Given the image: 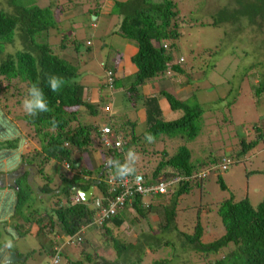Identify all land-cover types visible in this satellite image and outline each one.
Wrapping results in <instances>:
<instances>
[{
  "label": "trees",
  "instance_id": "trees-1",
  "mask_svg": "<svg viewBox=\"0 0 264 264\" xmlns=\"http://www.w3.org/2000/svg\"><path fill=\"white\" fill-rule=\"evenodd\" d=\"M40 1L53 6H42ZM64 6L65 4L59 5L57 0H0V123H16L21 120L20 115L22 116L26 123V137L35 145L32 154L26 156L25 162L27 166L35 163L40 177L43 178L41 186L34 188L29 183V172H26L15 180L12 188L3 189V192L7 191V197L0 204V215L7 217L9 222H14L11 227L20 239L26 240L29 237L27 239L30 240L35 234L34 237L47 241V248L38 252L43 254V264H143L147 251L152 252L162 247L173 250L177 248L173 241L164 242L163 240L168 239L157 237L158 234L166 233H174L178 237L180 251H176V256L170 261L160 259L152 264H188L186 259L184 262L182 259L183 255L190 253L203 255L204 258L220 253L218 259L211 264H264V199L256 207L247 198L238 202L227 200L221 203L217 214L224 234L212 242L207 243L205 240L199 221L194 225L192 233L177 229L178 200L188 195L192 187L200 186L206 177L195 176L197 166L204 168L206 164L194 165L191 162V152L186 147L178 148L173 156H169L166 151L161 152L160 160L149 176L143 173L147 171L146 165L128 160L129 167L135 168L133 175L146 177V181H151L153 186L161 181H171L169 194L138 193L121 209H117L114 215L107 218L101 216L103 208H108L110 203L124 194L121 184L109 185L105 180L109 172L113 175L116 173L114 166H105L109 160L124 164L130 150L134 151L135 147L143 143L152 145L160 136L171 139L179 136L186 142H192L199 133L200 127L196 123L204 112L201 102L194 100V95L189 98L194 103L190 106L188 100L177 99L170 89H157L159 94L148 95L139 91L154 81L161 82L164 77L186 74V70L179 64L183 59L176 52L177 46L184 45L187 39V33L185 36L183 31L189 29L190 32L191 29L213 26L219 27V35L223 37H239L240 32L246 28L253 31L252 35L254 30L258 34L264 29V0H220L216 7L213 4L199 14H191L188 21H184L186 26L183 28L180 26L181 16L175 0H127L114 5L111 13L119 17L118 34L123 40L137 47L136 54L130 58V64L135 69L133 81L125 89L129 105L135 107L138 103L145 111L139 123V129L142 130L137 133L136 121L126 119L124 122L121 119L117 122L114 120L115 112L110 114L102 111L106 106H111V93L122 87V83L118 86L115 70L107 67L105 60L99 67L103 71L101 86L94 92L78 82L82 78L78 62L70 63L53 53V45L48 42L50 32L55 27L53 13L57 14ZM97 15L95 7L91 14L92 19ZM241 21L245 22L244 27L236 24ZM224 29L231 30L222 34ZM247 38L253 41L249 43L255 48L251 51L252 55L257 56L264 51V36ZM16 41L21 42L22 48L14 54H8L6 46L14 45ZM85 45L87 51L84 54L94 50L91 41H87ZM73 51L75 55L80 53L76 43L75 46L73 44ZM190 51L193 52L192 49ZM204 52H211V49L202 51ZM233 56L229 59L233 60ZM260 68H263L262 63L253 64L243 74L251 70L260 72ZM49 76L63 79L64 83L58 91L51 90ZM178 82L181 85L194 86L188 80H178L176 84ZM260 83V87L254 91L257 101H260L264 92L263 79ZM33 85L42 89L49 108L36 116L29 115L23 108V100ZM196 89L202 90L199 86ZM84 93L88 95L85 99ZM158 95L166 100L169 115L176 112H182L183 115L174 120L162 118ZM8 105L16 107L14 117L10 115ZM81 109L87 112L86 116L100 119V122L104 117L108 119L110 124L107 125L114 134V140L109 145L102 142L100 122H80ZM127 129L130 132L127 133ZM254 132L255 140L247 143L245 139H241L238 143V157L245 159L249 151L264 141V127L255 125ZM147 134L154 137L152 142L146 140ZM119 136L122 145L116 148L114 145ZM17 143V140L0 142V151L15 150ZM89 152L102 156L99 158L97 170L93 167L92 170L83 160V156ZM134 152L137 154V151ZM143 154H146L145 151ZM229 161L228 166L232 165L231 160ZM104 167L105 170L100 176ZM44 170L47 172L45 177ZM97 180L99 184L94 185ZM218 183L221 190L226 189L221 179ZM92 186L89 201H82L76 191L87 192ZM77 197L79 201L75 202ZM40 204L42 209L39 208ZM146 220L148 232L142 231L134 240L131 237H128L130 240L119 238L124 225L138 226ZM32 229L35 231L33 234ZM84 235L89 238L85 239ZM59 237L65 240L60 248L57 247ZM96 240L106 243L105 245L110 244L114 253L112 262L103 258L96 245L92 251L83 249L82 245L85 246L88 241L92 244ZM80 245L81 256L69 259L62 252L66 246L80 248ZM10 251L12 249L8 247V252ZM29 254L31 253L28 252Z\"/></svg>",
  "mask_w": 264,
  "mask_h": 264
},
{
  "label": "rangeland",
  "instance_id": "rangeland-1",
  "mask_svg": "<svg viewBox=\"0 0 264 264\" xmlns=\"http://www.w3.org/2000/svg\"><path fill=\"white\" fill-rule=\"evenodd\" d=\"M89 0H63L60 4L65 3L64 8L70 9L72 15L69 18H64V9H59L53 13V22L55 27L50 32L49 44L53 45V53L60 55L64 60L73 63V61L78 62L82 78L78 79V82L84 85L90 91H97L99 86H101L103 71L99 68L97 64L100 59H96L92 56L91 52L84 54L87 51L86 42L94 39V33L97 32L96 29L90 27L91 17L88 15L86 10L88 9ZM97 0H91L92 4H95ZM180 11V26L183 28L186 26L188 17L191 14H197L203 12L207 6H212L220 0H175ZM59 4V5H60ZM42 6H53L51 3L40 1ZM56 10V9H55ZM98 26L100 29L109 23L110 21L117 22L118 17L114 16L109 22L106 21L104 16L98 17ZM237 25L244 27L245 22L241 21L236 23ZM229 28V27H228ZM197 29V28H195ZM195 29H185L183 31L187 39L184 41V45H178L176 52L177 55L183 59V62H179L180 65L186 70L185 75H177L175 77L167 78L164 77L163 81L167 85L169 82L176 83L178 80L182 82L188 80L194 87L199 86L202 89L200 94V99L196 94L188 95L184 89L176 91L179 100H188L189 105H194L193 100H189L191 96H195V101H200L202 110L204 112L197 120V125L200 127L197 137L192 142H186L183 138L179 136L174 139L168 138L166 136H160L155 140L152 145L144 143L135 147L134 151H137V158H135L136 164L146 165L147 171L143 172L148 174V176L153 172L157 163L160 160V153L166 151L169 156H173L178 148L186 147L191 152V162L196 165L198 163H205V167L202 168L197 166V173L195 176L205 177L200 186L192 187L190 193L178 200L176 214H178L177 219V229L181 232L192 233V229L197 221L200 222L203 227L205 240L212 242L224 234V228L222 226L221 220L217 214L219 206L221 203L227 200H232L233 202H238L243 199H248L253 207H256L264 199V141L257 144V146L249 151L245 159L244 157H238L236 151L239 150L238 143L241 139H245L247 143L252 142L256 138V133L254 132V126L264 127V92L261 95L260 101L255 98L254 91H256L263 79L264 85V51L260 52L259 55H252V50L254 46L249 44L253 41L249 38H262L264 36V29L258 34L252 32L250 29H244L240 32V36L234 35L233 37H228L225 35H219V27L206 26L203 28ZM102 30V29H101ZM231 30V29H230ZM222 30V34L229 33V31ZM78 45L79 52L75 55L73 51V44ZM235 47V50L234 47ZM8 54H14L22 48L20 41H16L14 45L6 46ZM95 46L93 47V49ZM193 50L190 51V50ZM211 52H204L205 50H210ZM65 50V51H63ZM201 51V52H199ZM234 51V52H232ZM216 52V53H215ZM243 52L245 53L243 55ZM5 55V54H4ZM181 55V56H180ZM233 56V60L229 59ZM0 54V58H1ZM236 60L234 61V59ZM104 60V59H103ZM101 60V61H103ZM177 61L179 59H176ZM232 64L230 68V64ZM262 63L263 68H260V72L251 70L245 75L244 70L253 64ZM258 66V65H257ZM263 75V77H261ZM179 76V77H178ZM178 77V78H176ZM133 79H127L126 85L129 86ZM179 84H175L177 86ZM204 87H207L205 89ZM264 90V87H262ZM165 91L167 90L164 89ZM200 90V89H199ZM85 98L88 97L87 93ZM117 96V110L115 111L114 120L119 122L121 119L125 122L126 119L130 121H138L142 110L139 107H132L128 103V96L125 95V88L117 89L113 93ZM173 94V93H172ZM121 96V98L119 97ZM193 98V97H192ZM202 98V100H201ZM203 101V102H202ZM206 102V104L204 103ZM120 108V111L118 107ZM10 115L14 117L16 115L15 106H7ZM166 111L168 112V105L166 103ZM103 108V107H102ZM103 112L109 113L110 110ZM133 111V112H132ZM102 112V113H103ZM21 113V112H20ZM169 113V112H168ZM104 114V113H103ZM87 112L84 109L79 111L80 122L85 123H99L100 119H95L86 116ZM182 112H176L170 114L168 120H174L180 117ZM88 117V118H87ZM21 120H17L16 123H20V126L24 127L25 132L26 123L20 115ZM140 122H137L136 133L139 129ZM100 128H109L110 124L107 118H102L100 122ZM109 126V127H108ZM23 129V128H22ZM110 129V128H109ZM130 129V128H129ZM127 129V132H129ZM164 142H161L163 141ZM159 142V143H156ZM164 149V150H163ZM145 151V155L143 154ZM136 153V152H135ZM85 163L92 169L97 170V161H99L100 155L94 152H89L83 156ZM229 159L232 165L227 167L226 171L221 170V164L223 159ZM212 161V163H211ZM215 161V163H213ZM108 166L109 163H107ZM92 169V170H93ZM47 174L44 170L43 175ZM40 178V179H39ZM37 177V183H41V177ZM110 175L106 176L105 180H108ZM224 183L226 189L221 190L218 180ZM144 186H153L151 181H144ZM96 193V190L94 191ZM52 200V198H50ZM145 200H147L145 198ZM53 201L51 202V204ZM42 205L40 204V207ZM148 221H143L141 225L130 226L124 225L121 229L119 238L122 240H130L128 237L136 239L142 231L148 232ZM129 226V227H128ZM94 234V233H93ZM92 234V236H93ZM155 235V234H154ZM86 235H84L85 237ZM91 237V236H90ZM157 237H163L164 242H174L177 246L175 250L170 247L160 248L155 251H147L144 254L143 264H152L153 261L166 259L171 260L176 256V251H180L178 237L174 233H166L164 235L158 234ZM89 237H85L88 239ZM65 240L61 237L57 240V247L60 248L64 245ZM106 244V243H105ZM99 240L88 243L83 246V249L87 251H92L93 247L96 245V249L101 250V255L106 261L112 262L114 260V253L111 251L110 244L105 245ZM20 245H24L25 252H29L34 246L37 247L36 240L33 238L26 239ZM74 248L71 246H66L62 249L63 254H67L69 259L79 256L82 249ZM85 247V248H84ZM95 248V247H94ZM77 252V253H76ZM38 253V252H36ZM42 255L36 254L34 256V261L36 263H42ZM81 256V255H80ZM219 254L208 255L204 258L203 255L188 254L183 255L182 262L187 260L188 264H211V262L218 259ZM32 260V261H33ZM203 261V262H202ZM176 263V262H174Z\"/></svg>",
  "mask_w": 264,
  "mask_h": 264
},
{
  "label": "crops",
  "instance_id": "crops-1",
  "mask_svg": "<svg viewBox=\"0 0 264 264\" xmlns=\"http://www.w3.org/2000/svg\"><path fill=\"white\" fill-rule=\"evenodd\" d=\"M63 0H57L58 4ZM75 1V0H73ZM127 0H97L95 4H92L91 0L88 1V9L86 12H88V15L91 17V24L90 27L92 29H96L97 32L94 33V39L93 35L91 36V46H95L94 50L89 51L92 53V56H94L96 59H100V62L97 64L100 67L101 60H105L107 63V67H110L111 69L115 70V75L117 77V80H119L118 86L120 83H122L121 88L127 89L129 86L126 85L127 79L131 80L133 79V74L135 73L134 67L130 64V58L136 54L137 52V47L129 42L123 40L120 35L118 34V24L119 20L117 22L110 21L111 18H114V16L118 17L117 15H113L111 13L114 5L117 2H126ZM65 4V3H62ZM97 5V6H96ZM96 7L98 11V15L96 18L92 19L91 14L93 13L94 8ZM65 12H64V18H69L72 13L71 10L68 8L62 7ZM99 16H104L106 21L109 23H106L103 28L100 29V25L98 26V17ZM119 19V17H118ZM87 43V42H86ZM88 54V53H86ZM170 85H167L164 83L162 80L161 82L158 83V81H154L145 87L140 88V92L143 94H159V91H165L164 89L167 90L170 89L173 91L172 93L177 97L176 91L180 89H184L188 95H191V93L196 94L198 98L200 99V94L203 92L202 90L193 89L192 86L189 84H183L181 85L179 82V85L174 86L176 83L169 82ZM152 84V85H151ZM130 85V84H129ZM154 85V86H153ZM118 89V88H117ZM117 89L114 91L116 92ZM158 89V90H157ZM166 90V91H167ZM114 91L111 93L112 98V104L111 106H106L108 110H110V114H114V112L117 110V96L114 95ZM159 96V95H158ZM121 98V96H119ZM202 100V98H201ZM166 100L164 97L159 96V107L161 109V117L165 118L170 116L169 113L166 111ZM141 105V104H140ZM136 107H139L140 110H142L141 117L144 115V109L139 106V104H135ZM105 108V109H106ZM120 106L118 107L120 111ZM107 110V111H108ZM121 112V111H120ZM139 119H140V114ZM134 116V121L140 122L141 120L138 119L135 120ZM134 123V122H132ZM23 128V129H22ZM20 126L18 123H9L6 122L3 124L0 123V142L4 143V141H18L17 146L15 150H1L0 151V204L3 203L4 199L7 197V191H2L8 190L13 187V183L15 180L24 173L29 172V183L34 187L37 188L39 185L41 186V183H37V177L39 178L40 175L37 171V168L35 167V163L32 164L31 166H27V163L25 162L26 156L32 154L34 151L35 145H33L28 138L26 137V132L24 130V127ZM130 132V131H129ZM128 133V132H127ZM123 135V134H122ZM121 137V136H120ZM129 139V138H126ZM98 162V161H97ZM37 165V164H36ZM97 165H99L97 163ZM98 167V166H97ZM40 179V178H39ZM7 222V223H6ZM11 225L14 226V222H9V219L5 217L4 215H0V264H43V263H36L33 259L34 256L37 254L36 252H39L40 250H45L47 248L46 244L47 241H41V239L34 237L35 231L32 229V236L30 238H33V240H36L37 247L34 246L33 249H31L28 252H25L24 250V245H20L23 243L24 239H20V236L18 233L12 229ZM27 229V226L25 227ZM29 237H26L27 239ZM41 242V243H40ZM46 246V247H44ZM8 247L12 249V252H8ZM35 253V254H33ZM39 254V253H38ZM11 255H14V260L13 262L9 263L8 259ZM39 255H42L41 253ZM33 260V261H32Z\"/></svg>",
  "mask_w": 264,
  "mask_h": 264
},
{
  "label": "clouds",
  "instance_id": "clouds-1",
  "mask_svg": "<svg viewBox=\"0 0 264 264\" xmlns=\"http://www.w3.org/2000/svg\"><path fill=\"white\" fill-rule=\"evenodd\" d=\"M63 83H64V81L60 77H57V76H49L48 77V84H49V86L53 92L58 91ZM23 108L26 111V113H28L29 115H32V116H36L40 112H46L49 110L47 101L44 98V94H43V91L41 88H39L36 85H33L28 90V95L23 100ZM113 136H114V134H113ZM113 136L107 137V139L109 140V144L111 143V140H114ZM145 138L149 142H152L154 140V137L151 134H147ZM118 139L120 140L121 137L119 136ZM102 142L104 145H106L103 138H102ZM121 145H122V143H121ZM116 148H119V147H116ZM100 157H102V156H100ZM137 157H138L137 154L134 151L130 150L126 156V161L124 164H120L118 161L109 160V162H108L109 165L114 166L116 169V173H115L116 176L111 174L110 172L107 175H110V177H116V178H120V179H124L127 176L132 178L135 175V174L133 175V173L135 172V168L129 167L128 160H134V162H135V158H137ZM103 159L106 161L105 157H103ZM223 160H226V158ZM223 160H222V164H223ZM222 164H221V166H222ZM105 166L107 167L108 165L106 164ZM103 169L105 170V167ZM142 177L146 180V177H144V176H142Z\"/></svg>",
  "mask_w": 264,
  "mask_h": 264
},
{
  "label": "built area",
  "instance_id": "built-area-1",
  "mask_svg": "<svg viewBox=\"0 0 264 264\" xmlns=\"http://www.w3.org/2000/svg\"><path fill=\"white\" fill-rule=\"evenodd\" d=\"M108 109L106 108L105 111ZM108 136H113L112 131L109 128H102L101 129V137L103 138L106 145H109V140L107 139ZM121 141L118 139V141L115 143V147H120ZM228 164H230V161L228 159L223 160V164L221 166V169L223 171L226 170ZM143 180L146 181L143 177H140L138 175H134L132 178L127 176L124 179L116 178V177H110L107 182L109 185L111 184H121V187L124 189V194L117 198L115 202L110 203L108 208H103L101 211L102 218H107L108 216H112L115 214L117 209H121L122 206L129 202V199L134 197L136 194H144L146 192H154L155 194H169V185L171 181H161L157 186H144ZM79 198L77 197L75 199V202H78Z\"/></svg>",
  "mask_w": 264,
  "mask_h": 264
},
{
  "label": "water",
  "instance_id": "water-1",
  "mask_svg": "<svg viewBox=\"0 0 264 264\" xmlns=\"http://www.w3.org/2000/svg\"><path fill=\"white\" fill-rule=\"evenodd\" d=\"M103 172H104V169L101 170L100 176H101V174H103ZM100 176L98 177V179L100 178ZM98 184H99V180H97L96 182H94V185H98ZM93 186L90 187L87 192H83L81 190H77L76 191V194L80 197V199L82 201L88 202L89 199H90V197H91L92 191H93ZM13 260H14V255H11L9 257V259H8V262L11 263V262H13Z\"/></svg>",
  "mask_w": 264,
  "mask_h": 264
}]
</instances>
